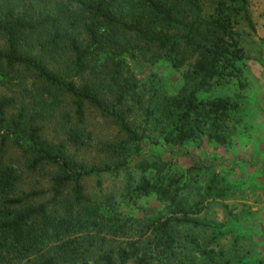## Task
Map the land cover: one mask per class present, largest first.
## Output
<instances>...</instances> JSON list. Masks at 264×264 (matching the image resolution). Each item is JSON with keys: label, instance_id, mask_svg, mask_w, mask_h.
I'll use <instances>...</instances> for the list:
<instances>
[{"label": "trees", "instance_id": "1", "mask_svg": "<svg viewBox=\"0 0 264 264\" xmlns=\"http://www.w3.org/2000/svg\"><path fill=\"white\" fill-rule=\"evenodd\" d=\"M239 17L254 28L248 0H0V264L194 261L175 240L176 227L205 225L196 216L202 200L194 208L182 205L183 184L163 174L166 161L141 160L138 167L155 176L142 175L133 191L167 201L170 215L142 218L137 226L107 216L83 179L117 173L145 138L228 143L239 104L207 91L242 75ZM125 55L151 64L167 59L176 69L187 65L181 86L172 94L148 88ZM88 110L112 121L117 134L96 138ZM8 143L29 171L55 168L47 189L22 187L19 170L4 161ZM93 147L103 156L99 162L77 158ZM126 227L137 237L106 246L108 234L128 237Z\"/></svg>", "mask_w": 264, "mask_h": 264}, {"label": "rangeland", "instance_id": "2", "mask_svg": "<svg viewBox=\"0 0 264 264\" xmlns=\"http://www.w3.org/2000/svg\"><path fill=\"white\" fill-rule=\"evenodd\" d=\"M205 4L207 6L208 3ZM248 9L254 28H250L241 17L236 26L245 54L243 64H240L241 77L214 84L207 91L210 96L230 97L239 104L232 113L228 143L208 141L205 136L183 144L145 138L139 147L132 146L125 167L117 173L107 172L83 179L86 193L105 205L107 216H114L116 220L119 215L137 226L142 218L170 215L167 201L159 200L154 194L135 196L133 191L142 175L155 176L154 170L142 171L138 167L141 160L166 161L163 174L173 173L183 184L179 194L182 205L194 208L195 203L202 200L198 205L201 210L196 216L205 225L187 223L176 227L175 240L180 246L183 244L182 250L189 252L194 260L190 262L184 258L186 264H264V148L261 147L263 137L257 118L260 109L264 108V0H248ZM124 59L132 73L146 82L148 88L154 84L168 94L181 86L182 73L187 68V65L173 68L167 59H159L154 64L128 55ZM86 115L87 127L96 138L105 140L117 134V126L112 121L92 110H88ZM44 135L57 140L52 128H45ZM5 148L4 161L19 170L25 190L48 188L51 173L55 170L53 166L29 171L18 148L9 143ZM77 158L92 163L99 162L103 156L93 147L80 150ZM49 196L47 193L42 200ZM126 231L128 237L108 234L106 246L117 245L110 240L137 237L130 228L126 227ZM191 237L196 239L199 247L190 240ZM172 262L156 258L151 264ZM128 264H134V261Z\"/></svg>", "mask_w": 264, "mask_h": 264}, {"label": "crops", "instance_id": "3", "mask_svg": "<svg viewBox=\"0 0 264 264\" xmlns=\"http://www.w3.org/2000/svg\"><path fill=\"white\" fill-rule=\"evenodd\" d=\"M264 102V99L262 100V103ZM257 118H259L258 128L261 131L262 139H261V147L264 148V108L260 109L259 115H257Z\"/></svg>", "mask_w": 264, "mask_h": 264}]
</instances>
